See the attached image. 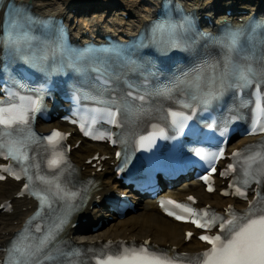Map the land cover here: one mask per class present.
Returning <instances> with one entry per match:
<instances>
[{
  "label": "snow or ice",
  "instance_id": "snow-or-ice-1",
  "mask_svg": "<svg viewBox=\"0 0 264 264\" xmlns=\"http://www.w3.org/2000/svg\"><path fill=\"white\" fill-rule=\"evenodd\" d=\"M37 21L28 15L25 11L17 10L15 15H11L3 26V33L0 35V43L5 47L6 54L11 52L19 53L25 60L36 64H44L51 59L54 62L57 57L64 56L69 58V62L77 71L83 69L77 67V61L85 56H94L97 52H107L108 49H87L85 51H76L67 46L64 39V30L59 27L56 31V36L53 39L37 36L33 33V25ZM45 28L49 22H43ZM184 25L170 26L168 31V44L171 47L182 45V39L178 32H182ZM163 31L162 26L157 25L153 29V35ZM239 33H229L224 46L229 52L236 51L239 47ZM39 52L37 56L35 53ZM62 67L61 65H59ZM229 71H233L235 77L247 84L254 77V70L251 67L235 68L228 62ZM98 73L102 81L106 82V69L95 67L93 69ZM199 74L195 80L199 81ZM216 82V78L213 79ZM223 82L222 80L220 81ZM184 81H178L174 85L158 90L157 94L166 95L171 93L174 87H179ZM12 95H15L14 93ZM89 99H94L96 103L107 104L103 96H89ZM135 98V97H134ZM143 100L144 97H138ZM212 98V93L209 92L203 97H193L199 99L203 104H207ZM21 98L17 97V100ZM115 110H107L100 112V116H107L109 122L117 124L118 113L126 114L129 119L135 118L138 115V110L134 109L128 102L118 104L116 101L110 102ZM40 101L30 102L27 108L19 103H4L0 102V155L6 159L15 161L20 166V171L27 179L24 184V189L29 190L32 184L33 177L30 175L32 167L39 168L35 164V157L29 156V150L34 141L28 128L29 111H38ZM173 117V122L178 123L179 127H183V121L187 119L185 116H180L176 112L170 113ZM92 119H96L95 116ZM261 119L264 121V108H262ZM260 131H264V123L258 126ZM257 129L254 127L251 134H255ZM86 134H88L86 132ZM59 137L63 139L59 132H53L47 138L51 145V152L54 153L53 158L48 159L47 166L49 171L53 173L51 179L37 177L41 179L44 187L39 188L32 194L39 202V210L36 212L33 220L43 215L50 216V223L42 226L36 224L32 226L30 220L24 230L10 242L7 251L14 257L7 264H85L79 260L81 250L73 249L70 251L63 250L57 247L59 244V236L63 231L64 226L72 213L77 210L84 202V198L79 192L70 190L67 182L62 180L63 172H56L61 165H67L65 154L62 149H59L56 144H53V138ZM99 138V137H97ZM7 139V143L5 140ZM152 137H143L141 139V147L145 146V141H151ZM223 156V153H219ZM234 158H239L237 164L241 165L240 179L233 181L237 186L232 193L240 198H247V192L252 184L256 185V199L250 203L248 210L245 213L237 214L231 210H227V215L224 217L218 216L215 213H209L207 209L197 212L186 203L176 202L173 200L161 201V208L166 214L173 217L177 221L190 222L196 228L205 231L218 225L222 235H201L199 239L211 246L210 251H205L197 257L192 258L184 254H178L174 249L159 250L149 247V242L144 241L139 247H124L121 245L119 250L112 251L111 243L105 246L108 251H101L95 264H264V193L260 191L264 186V144L258 148L253 146L247 153H233ZM209 160L217 159V156L208 157ZM33 161L28 164V161ZM237 165L230 164L227 172L236 171ZM0 172H6L12 175L15 179L20 180L21 175L12 171L11 166L0 169ZM215 172V168H212ZM226 173H221L224 176ZM211 175V173H209ZM209 175L202 177L207 187V191L212 192L213 187L209 184ZM4 176L0 175V180ZM233 185H229L231 188ZM23 194V193H21ZM222 195H229L225 191ZM79 200V203L77 201ZM192 201V197H188ZM194 202V201H193ZM59 205V214H54V206ZM172 205L174 209L179 211L169 210L165 205ZM47 208L48 212L44 213ZM191 237L192 233L186 234ZM63 258V259H62Z\"/></svg>",
  "mask_w": 264,
  "mask_h": 264
},
{
  "label": "bare ground",
  "instance_id": "bare-ground-1",
  "mask_svg": "<svg viewBox=\"0 0 264 264\" xmlns=\"http://www.w3.org/2000/svg\"><path fill=\"white\" fill-rule=\"evenodd\" d=\"M32 5V10L41 15L52 14L62 17L67 22L75 34H82L83 38H88L89 28L94 35V28H99L102 32L123 36V34H133L141 27L146 18L150 17V6L155 0H16ZM189 9H197L198 14L211 16L214 12V24L218 23L226 10L241 11L236 13L231 19L240 23L238 19H244L250 12L259 11L264 8V0H182ZM246 12V13H245ZM91 14V17H89ZM101 32V33H102ZM57 123L44 124L40 130H47ZM59 126V124H57ZM76 140V139H75ZM244 140L239 139L232 143L230 147L235 148ZM96 151L105 152L103 145L89 144L81 141L80 145L73 151V158L79 165H84L83 161L92 156ZM105 170L97 173L99 183L95 192L101 197L120 192L118 181L114 179L111 167L104 164ZM88 168V167H87ZM92 169L82 171V175H87ZM224 187V186H223ZM18 185L8 181L0 183V203L4 200L12 199L16 194ZM194 193L199 196V204L209 203L218 208L232 202L229 199L219 196L216 192L207 195L202 191V186L197 183L190 184L187 188L179 190L178 195ZM94 196L88 201L87 207L81 214L89 225L86 229H70L68 236L76 244L89 243L108 238L116 239H136L150 240V243L161 246H176L179 250H198L201 245L195 240L183 242V230L185 226L177 224L161 215L153 201L143 200L133 210H127L124 216L119 217L105 211L102 203L93 204ZM16 204L14 213L6 216L0 213V245H3L12 233L20 226L21 221L31 210L27 209L30 201L12 200ZM237 206L243 204L236 203ZM111 217V218H109ZM97 221H101L98 228L92 229ZM2 253L0 252V259Z\"/></svg>",
  "mask_w": 264,
  "mask_h": 264
},
{
  "label": "rangeland",
  "instance_id": "rangeland-1",
  "mask_svg": "<svg viewBox=\"0 0 264 264\" xmlns=\"http://www.w3.org/2000/svg\"><path fill=\"white\" fill-rule=\"evenodd\" d=\"M223 0H218V2L217 3H221ZM89 17H91V14H90V16Z\"/></svg>",
  "mask_w": 264,
  "mask_h": 264
}]
</instances>
